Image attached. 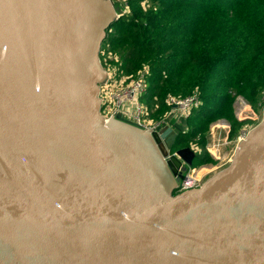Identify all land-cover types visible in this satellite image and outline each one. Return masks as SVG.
Here are the masks:
<instances>
[{
    "label": "water",
    "instance_id": "1",
    "mask_svg": "<svg viewBox=\"0 0 264 264\" xmlns=\"http://www.w3.org/2000/svg\"><path fill=\"white\" fill-rule=\"evenodd\" d=\"M111 0H0V264H264V108L176 192V131L100 113ZM187 166V167H186Z\"/></svg>",
    "mask_w": 264,
    "mask_h": 264
},
{
    "label": "trees",
    "instance_id": "2",
    "mask_svg": "<svg viewBox=\"0 0 264 264\" xmlns=\"http://www.w3.org/2000/svg\"><path fill=\"white\" fill-rule=\"evenodd\" d=\"M129 7L106 30L102 50L118 57L113 65L133 77L147 67L145 95L161 117L168 95L196 92L200 100L186 115L171 150L195 152L192 165L211 161L199 156L209 123L229 122L234 140L243 126L232 103L243 97L255 110L264 108V0H127ZM149 102V101H148ZM195 142V143H194ZM198 145H197V144Z\"/></svg>",
    "mask_w": 264,
    "mask_h": 264
},
{
    "label": "built area",
    "instance_id": "3",
    "mask_svg": "<svg viewBox=\"0 0 264 264\" xmlns=\"http://www.w3.org/2000/svg\"><path fill=\"white\" fill-rule=\"evenodd\" d=\"M114 4L115 0H111ZM120 4V11H115L116 19L128 13L129 7L127 0H116ZM115 53L110 50L100 51V61L105 69L106 79L99 84V100H100V113L104 119H108L114 116L120 119L136 124L143 129L149 131H157L163 128L165 125L173 127V124L169 122L170 117L186 116L193 107H197L200 104V100L196 92L185 97H177L175 95H168L165 98V103L170 106L159 118L145 117L147 114V103L143 101V95H145V82L144 76L147 73V67L137 72L133 77L129 74L120 71L113 65V60H117V57L113 55ZM155 100L154 109L158 106L157 99ZM251 127L243 126L234 138L235 146L241 141L247 134ZM235 148V147H234ZM197 167V168H196ZM188 166L182 174L181 178L176 182L175 191L181 192L186 189L199 187L204 181V174L201 169L204 165L200 166ZM205 168V167H204ZM199 171L201 173H199Z\"/></svg>",
    "mask_w": 264,
    "mask_h": 264
},
{
    "label": "rangeland",
    "instance_id": "4",
    "mask_svg": "<svg viewBox=\"0 0 264 264\" xmlns=\"http://www.w3.org/2000/svg\"><path fill=\"white\" fill-rule=\"evenodd\" d=\"M113 6L116 12L120 11L121 8L118 1L115 0ZM113 55L118 57L116 54ZM115 68H117V66ZM119 70L122 71V69ZM148 99L149 97L147 95H143V101L147 103V114L145 115V117H147V115L148 117H151L150 113L155 107L154 98L150 100ZM232 106L235 117L239 120H242L243 124L247 123V125L253 127L261 120L262 110L255 111L241 96H237L234 99ZM175 117L176 118L172 116L169 118V122L173 124L172 129L175 130L176 133L178 130H187L188 127L185 121L186 116L176 115ZM228 131L229 122L224 118H217L209 123L208 131L206 133L205 145L199 147V156H209L212 158L211 161L205 164L203 163L205 168L203 167L201 169V172L204 174V180L209 177L212 173L216 172L218 169L227 165L233 154L235 142L234 140H229ZM196 166H200V164L193 165V167ZM201 172L199 171V173Z\"/></svg>",
    "mask_w": 264,
    "mask_h": 264
},
{
    "label": "flooded vegetation",
    "instance_id": "5",
    "mask_svg": "<svg viewBox=\"0 0 264 264\" xmlns=\"http://www.w3.org/2000/svg\"><path fill=\"white\" fill-rule=\"evenodd\" d=\"M204 164H205V163H204ZM204 164H201V165H204ZM186 167H187V166H186ZM186 169H187V168H185V169L183 168V169H182V174L184 173V171H185Z\"/></svg>",
    "mask_w": 264,
    "mask_h": 264
}]
</instances>
